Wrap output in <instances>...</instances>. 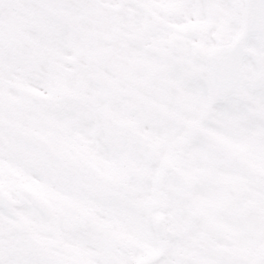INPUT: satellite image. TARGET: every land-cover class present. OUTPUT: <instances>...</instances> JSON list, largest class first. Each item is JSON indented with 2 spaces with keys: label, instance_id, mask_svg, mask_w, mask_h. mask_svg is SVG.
<instances>
[{
  "label": "snow or ice",
  "instance_id": "1",
  "mask_svg": "<svg viewBox=\"0 0 264 264\" xmlns=\"http://www.w3.org/2000/svg\"><path fill=\"white\" fill-rule=\"evenodd\" d=\"M0 264H264V0H0Z\"/></svg>",
  "mask_w": 264,
  "mask_h": 264
}]
</instances>
